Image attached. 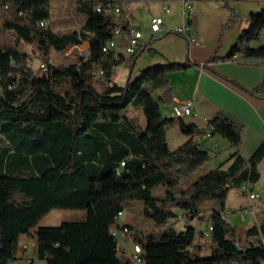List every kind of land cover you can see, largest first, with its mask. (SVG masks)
Listing matches in <instances>:
<instances>
[{
  "label": "trees",
  "instance_id": "16d2710c",
  "mask_svg": "<svg viewBox=\"0 0 264 264\" xmlns=\"http://www.w3.org/2000/svg\"><path fill=\"white\" fill-rule=\"evenodd\" d=\"M74 1L83 21L64 31L48 23L49 0L2 1L11 8L4 27L15 38L0 43V264L16 258L19 235L30 232L51 208L83 209L85 217L37 226L35 254L45 264H133L109 232L126 200L142 201L143 215L153 222L146 231L131 224L141 232L144 264H263L264 227H239L222 213L232 189L259 179L264 140L245 157L239 150L241 124L216 115L208 120L211 136L227 139L233 152L183 185L207 163L211 149L198 141L200 127L163 116L160 107L171 104L169 73L195 62L151 64L132 76L141 53L136 51L125 84H118L113 69L123 56L116 58L103 47L116 26L129 31L125 6L130 0ZM106 2L119 6V12L95 9ZM223 3L229 10L224 29L238 14L228 0ZM247 18L248 26L229 52H215L210 61L239 54L236 58L243 64L264 66V45L250 44L264 27V9ZM84 41L87 57L73 63L50 60L52 50L65 52ZM30 43L44 67L32 66L23 47ZM252 93L264 97V78ZM131 106L142 109L143 129L128 114ZM175 119L187 139L170 149L165 130ZM216 152L220 150L213 155ZM159 184L165 186L164 195L154 196ZM204 199L217 204L210 216L209 253H201L202 246L195 242L198 230L191 223ZM181 220L184 225L178 229ZM242 234L254 238L243 243Z\"/></svg>",
  "mask_w": 264,
  "mask_h": 264
},
{
  "label": "crops",
  "instance_id": "0c3cea01",
  "mask_svg": "<svg viewBox=\"0 0 264 264\" xmlns=\"http://www.w3.org/2000/svg\"><path fill=\"white\" fill-rule=\"evenodd\" d=\"M49 1L51 16L48 23L51 22L50 24L54 29L64 31L76 28L82 23V16L74 11V0ZM190 1L194 7V12L189 18L183 13L181 0H130L127 2L125 7L129 27H138L143 33L141 37L143 45L138 50L141 53L132 71V76H136L141 69L151 64L170 61L180 62L186 59L195 62L188 68L169 73L172 100L169 105H161L162 115L173 117L172 104L185 98L193 99L196 112L195 115L184 117L183 120L186 124H194L199 127L203 124L204 118L209 120L221 113H227L236 118L242 126V141L239 150L245 157H248L264 137V97L252 93L253 87L264 78V66L243 64L236 58L240 56L239 54H235L232 59L226 60L218 58L210 61V57L215 52L219 56L229 52L242 29L249 24L247 15L251 12H258L260 8L264 9V0H228L238 17L231 27L224 29L222 25L229 17V10L224 6L223 0ZM68 3L71 5L70 10L66 9ZM164 5H167L168 10H165ZM54 7L57 9L53 10ZM152 16L163 18V28L148 38L149 22ZM181 24L189 26L190 31L199 39L198 43L191 42L187 37L166 29ZM119 41L124 43L125 37H119ZM250 44L253 47L264 45V27ZM122 56V63L113 69V73L120 66L125 67L128 71L131 55ZM132 108H136V114L130 112ZM128 114L137 119L141 129L146 126V118L140 107H129ZM170 129L179 135L172 137V141L175 142L173 147L170 145ZM165 132L170 149H175L187 139V136L180 131L176 119L166 126ZM202 143L209 146L210 149L216 144L220 150V152L215 153L210 167L224 161L233 152V149L227 148L228 140L219 134L203 138ZM263 163L264 157L258 165L260 177L254 184L261 181L260 168ZM227 164L228 162L224 166ZM208 165V163L205 164V169L209 167ZM252 186L254 185H250L251 190L258 193ZM159 187L161 190L157 196H162L165 192V186L159 184L155 189ZM237 189L240 191L239 187ZM240 192L245 200L233 205L228 204V200H226L225 218L232 224L243 228L251 225L264 227V212H258L259 207H264V197L262 199L261 195L258 194L257 198L249 200L245 193ZM201 206L203 210L199 217L191 222L197 227L198 232H201L202 223L206 227L210 222L211 215L208 216L207 213L217 208V204L212 200L204 199ZM246 206H249V210L245 213L241 212ZM202 216L205 219L202 220ZM249 218L253 220L251 221L253 224H247ZM123 222L134 225L132 218L128 216ZM39 225H46L42 222V218L30 232L19 235L17 244L19 254L16 251L15 257L24 259L25 255H29L31 256V264L33 263L34 255L32 253H35L36 247L35 229ZM151 225L153 226V222ZM248 238L252 240L254 237L249 236ZM209 241V246H211L210 237ZM197 243L202 246V239L198 240ZM23 244H27L26 252H23ZM30 246L32 250L29 249ZM203 249L205 250V247L202 246L201 253H205Z\"/></svg>",
  "mask_w": 264,
  "mask_h": 264
},
{
  "label": "rangeland",
  "instance_id": "374dc122",
  "mask_svg": "<svg viewBox=\"0 0 264 264\" xmlns=\"http://www.w3.org/2000/svg\"><path fill=\"white\" fill-rule=\"evenodd\" d=\"M3 0H0V43H13L14 42V35L12 34L11 31H8L5 29L4 27V21L10 17L11 15V8H6L5 6H3L2 3ZM71 5L68 3L66 6L67 10H70ZM57 8H53V10H56ZM51 23V22H50ZM87 45L88 42L84 41L81 44L78 45H74L72 47H70L67 51L65 52H60V51H56V50H52L50 53V60L55 62V63H73L75 62L79 57H87L88 56V50H87ZM24 49L27 50L29 52V54L31 55V64L34 68H38L40 66V56L38 54V50L35 44H24L23 45ZM127 73L128 71L125 69V67L120 66L116 69V72L113 73V78L114 80L120 84L123 85L126 82L127 79ZM131 113L136 114V108H132L130 110ZM179 136L178 134H176V132L172 129H170L169 132V137H170V145L171 147L174 146L175 142L172 141V137L173 136ZM264 140V137L262 138V141ZM214 158L213 154H210V158L207 161V163L209 164L208 166L210 167L212 160ZM205 163V164H207ZM216 164H214L213 166H215ZM212 167V166H211ZM205 170V165L200 167L199 170L193 174L190 178L186 179L183 183V185H186L188 183H190L191 181H193L195 178H197L203 171ZM261 181L257 184H252L254 186H252L256 191H258V194L261 195V198L263 199L264 197V163L263 165H261ZM160 187L158 189H153V195L157 196L160 193ZM228 204H238L239 202H243L244 196L242 195V193L236 188L230 191L229 195H228ZM123 207V214L120 216V221H124L126 216L131 217L133 224L135 225V227H139L142 228V230H151L153 227L151 225L152 220L145 217L143 215V203L142 201L139 200H134V201H129L126 200L123 202L122 204ZM201 211L203 210L202 206L200 205ZM259 213L260 212H264V207L261 206L259 207ZM212 211H209L207 214L208 216L211 215ZM207 216V215H206ZM85 217V211L83 209H76V208H53L50 210V212L48 211L44 216H42V222L44 224H59L62 220H78V219H84ZM202 220L205 219V217H201ZM250 219V218H249ZM253 221L252 219H250L248 223H252ZM184 222L183 220L179 221L177 223V228L181 229L183 228ZM239 226V225H237ZM241 227V226H239ZM207 230V226H203L202 223V228H201V232H198L196 237H195V241L198 242V240L202 239V246L205 247V253H209L210 251V246H209V234H206L205 231ZM29 235V234H28ZM249 236H245L244 234H242V242L245 243L246 242V238ZM27 245V244H26ZM30 250H32L31 246L29 248ZM27 251V250H26ZM25 251V252H26ZM33 252V251H32ZM34 253V252H33ZM32 255H34V261L32 264H45V260L43 259H39L36 257V254L34 253ZM17 254H19V249L17 251ZM31 260V256L29 255H25L24 259L20 258V257H16L13 261V264H25V260ZM263 264H264V260H263Z\"/></svg>",
  "mask_w": 264,
  "mask_h": 264
},
{
  "label": "built area",
  "instance_id": "2783aa9c",
  "mask_svg": "<svg viewBox=\"0 0 264 264\" xmlns=\"http://www.w3.org/2000/svg\"><path fill=\"white\" fill-rule=\"evenodd\" d=\"M183 3V13L186 17H190L194 12V7L190 0H181ZM165 10H168L167 5L163 6ZM95 9L101 11L102 9L106 11H113L115 13L119 12V6L112 5L110 2L104 4H96ZM260 8L259 10H261ZM45 21H41L40 24L43 25ZM163 28V18L161 16H152L149 22V34L150 36ZM169 31L183 35L188 38L189 41L198 43L199 39L190 31L187 24L176 25L166 28ZM128 32L125 33L120 25L116 26L113 30L112 37L107 41L106 45L103 47L105 52L112 51L114 56L117 58L120 55H132L138 51L142 45L141 37L143 36L142 31L138 27H129ZM125 37L124 43L119 41V37ZM40 67H44V64L40 63ZM101 71L98 72L100 74ZM195 105L192 98H185L178 100L172 104V116L175 118H184L187 116L195 115ZM202 130L201 137H197L198 141H202L203 138L211 136V127L208 124V120L204 118L203 124L199 126ZM216 144L210 150V154H214L216 151ZM123 163V162H121ZM240 191L246 194L249 200H253L258 197V193L254 190H251L249 183H243L239 187ZM249 206L244 207L241 212H247ZM123 214V211H119L118 214L114 217L113 223L109 227V232L115 236L118 240L119 251L128 257L133 264H144L143 260V245L138 241L140 236L139 229L133 227L130 223L120 221V216ZM222 217L225 218L224 213ZM206 234H210L212 225L209 222L207 225ZM260 240L264 244V234H260ZM23 252L27 250V245H22ZM7 264H13V261L7 262ZM25 264H31V260H25Z\"/></svg>",
  "mask_w": 264,
  "mask_h": 264
},
{
  "label": "water",
  "instance_id": "95a60500",
  "mask_svg": "<svg viewBox=\"0 0 264 264\" xmlns=\"http://www.w3.org/2000/svg\"><path fill=\"white\" fill-rule=\"evenodd\" d=\"M87 50H88V45H87ZM223 115L228 117V118H230L237 126L240 127V122L236 118H234L233 116H231V115H229L227 113H224Z\"/></svg>",
  "mask_w": 264,
  "mask_h": 264
}]
</instances>
